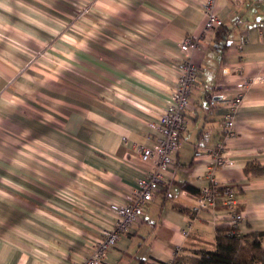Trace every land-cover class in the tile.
Instances as JSON below:
<instances>
[{
	"label": "crops",
	"instance_id": "0c3cea01",
	"mask_svg": "<svg viewBox=\"0 0 264 264\" xmlns=\"http://www.w3.org/2000/svg\"><path fill=\"white\" fill-rule=\"evenodd\" d=\"M207 0H0V264H76L152 171L140 147L189 57L199 74L187 130L144 216L104 264H168L215 249L225 209L192 214L214 170L237 189L242 234L264 248V0H213L226 41L204 28ZM247 42L240 47L239 37ZM197 47L185 52V38ZM226 43V47H224ZM251 84L217 166L222 93ZM187 231V233H185Z\"/></svg>",
	"mask_w": 264,
	"mask_h": 264
},
{
	"label": "built area",
	"instance_id": "2783aa9c",
	"mask_svg": "<svg viewBox=\"0 0 264 264\" xmlns=\"http://www.w3.org/2000/svg\"><path fill=\"white\" fill-rule=\"evenodd\" d=\"M239 2L241 0H231ZM206 31L214 32L223 25L222 19L214 11L213 0H207L204 6ZM248 40L246 34L240 35L239 45H244ZM197 47V42L187 37L181 44L183 51ZM179 71L178 83L171 94L169 104L157 122L151 123L159 136L154 146L141 145L140 153L144 160L153 159L155 167L144 176L139 177L138 186L133 191L129 202H112L110 209L115 215L114 224L102 230L101 237L96 241L91 254L76 264H104L105 257L119 241L122 234L130 231L144 216L146 205L152 201L160 191L164 172L174 163L178 152L180 140L187 130L186 112L192 105V93L196 86L199 67L189 57L177 63ZM260 80L253 77L240 84L239 91L234 95L222 93L220 101L225 107L223 115V140L216 145L213 151L217 166H225L231 162L226 149V140L234 135L235 122L238 108L242 103L246 91L252 83ZM195 202L191 208L192 214L202 211H216L218 206L225 209L229 233L242 234L240 224L244 220V213L238 207L237 189L229 182L219 181L214 170L209 176V184L202 187L200 193L194 196ZM187 233V231H185Z\"/></svg>",
	"mask_w": 264,
	"mask_h": 264
},
{
	"label": "trees",
	"instance_id": "16d2710c",
	"mask_svg": "<svg viewBox=\"0 0 264 264\" xmlns=\"http://www.w3.org/2000/svg\"><path fill=\"white\" fill-rule=\"evenodd\" d=\"M226 29L221 26L216 34L226 41ZM224 43V47H226ZM245 171L248 174L264 172V167L249 163ZM230 226L219 225L216 228L215 249H194L187 253H178L168 264H264V248L257 233L231 234Z\"/></svg>",
	"mask_w": 264,
	"mask_h": 264
}]
</instances>
